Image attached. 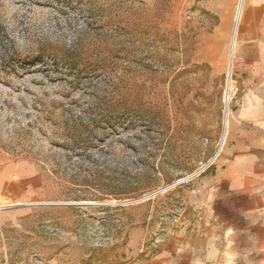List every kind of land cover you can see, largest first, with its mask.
<instances>
[{"label": "rangeland", "instance_id": "obj_1", "mask_svg": "<svg viewBox=\"0 0 264 264\" xmlns=\"http://www.w3.org/2000/svg\"><path fill=\"white\" fill-rule=\"evenodd\" d=\"M203 17L193 0H0V264H132L173 227L215 160L152 193L219 152L230 59V112L239 98L235 48L213 77Z\"/></svg>", "mask_w": 264, "mask_h": 264}, {"label": "crops", "instance_id": "obj_2", "mask_svg": "<svg viewBox=\"0 0 264 264\" xmlns=\"http://www.w3.org/2000/svg\"><path fill=\"white\" fill-rule=\"evenodd\" d=\"M193 2L211 27L202 36L213 77L225 70L228 39L235 48L239 98L215 162L182 198L173 227L132 264H264V0Z\"/></svg>", "mask_w": 264, "mask_h": 264}, {"label": "built area", "instance_id": "obj_3", "mask_svg": "<svg viewBox=\"0 0 264 264\" xmlns=\"http://www.w3.org/2000/svg\"><path fill=\"white\" fill-rule=\"evenodd\" d=\"M230 64L231 62L229 63V66ZM229 66H228L227 79H226L225 87L223 90V96H222L224 110L226 108L231 109L230 104L235 95V86H234V82L232 79V66L230 67V70H229ZM214 160L210 159L207 163L200 165L197 169L185 175L184 177L177 179L176 181H174L173 183L169 185L159 187L156 191L152 193V195H156L157 193H161L171 188L177 187L179 185L186 184L187 182H189V180H192L193 178L198 177L201 173L205 172L211 166Z\"/></svg>", "mask_w": 264, "mask_h": 264}, {"label": "bare ground", "instance_id": "obj_4", "mask_svg": "<svg viewBox=\"0 0 264 264\" xmlns=\"http://www.w3.org/2000/svg\"><path fill=\"white\" fill-rule=\"evenodd\" d=\"M230 62H231V64H232V61H231V59H230ZM231 64H230V66H229V70H230V67H231ZM233 66V65H232ZM227 110H228V112H229V114H228V117H230V109L229 108H226ZM225 109V110H226ZM225 110H224V112H225ZM214 160V159H213Z\"/></svg>", "mask_w": 264, "mask_h": 264}]
</instances>
